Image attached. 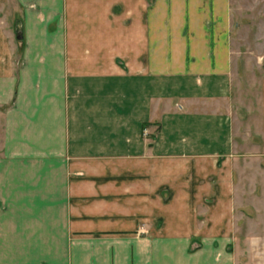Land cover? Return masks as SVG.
Masks as SVG:
<instances>
[{"label": "crops", "instance_id": "1", "mask_svg": "<svg viewBox=\"0 0 264 264\" xmlns=\"http://www.w3.org/2000/svg\"><path fill=\"white\" fill-rule=\"evenodd\" d=\"M234 2L0 0V264H264Z\"/></svg>", "mask_w": 264, "mask_h": 264}, {"label": "rangeland", "instance_id": "2", "mask_svg": "<svg viewBox=\"0 0 264 264\" xmlns=\"http://www.w3.org/2000/svg\"><path fill=\"white\" fill-rule=\"evenodd\" d=\"M233 2V9L241 13L240 16L249 14V34L244 35L242 32L239 39L237 34L235 39L238 46L233 48L238 61L240 89L253 93L252 96L249 95V106L257 107V96L260 95L264 81V0H232ZM239 43H247L249 46H239ZM263 246L257 247L256 251H261Z\"/></svg>", "mask_w": 264, "mask_h": 264}]
</instances>
